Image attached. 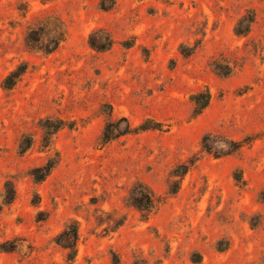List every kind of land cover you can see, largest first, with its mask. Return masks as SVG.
I'll return each mask as SVG.
<instances>
[{
  "label": "rangeland",
  "instance_id": "1",
  "mask_svg": "<svg viewBox=\"0 0 264 264\" xmlns=\"http://www.w3.org/2000/svg\"><path fill=\"white\" fill-rule=\"evenodd\" d=\"M121 118L149 129L102 143ZM0 264H264V0H0Z\"/></svg>",
  "mask_w": 264,
  "mask_h": 264
},
{
  "label": "trees",
  "instance_id": "2",
  "mask_svg": "<svg viewBox=\"0 0 264 264\" xmlns=\"http://www.w3.org/2000/svg\"><path fill=\"white\" fill-rule=\"evenodd\" d=\"M245 21V19H242L239 22V25L242 24ZM248 22H251V19L248 20ZM247 27L244 28V30H241L240 28L235 29V33L237 35H242L246 33ZM44 41H47L48 43L43 46ZM25 43L28 48L33 50H40L44 53H51L53 52L58 42L53 37H47L46 33L44 32V28H32L30 29L25 37ZM103 49V48H100ZM25 65H19L15 70H13L9 75L5 77V79L2 82V87L5 90H10L15 83L18 81V79L21 77V75L25 72ZM191 102L193 104L192 109V115L197 116L199 115L209 104L210 101V94L208 91L198 92L191 96ZM120 124H124L123 130H120ZM64 126V122L59 119H45L41 122V129H42V137H41V146L47 147L51 142V137L56 134L60 129H62ZM149 129L145 125L138 126L136 128H131L127 122L126 119L121 118L117 122H107L103 128V131L100 136V140L102 143H107L114 138L122 135V134H128V133H134L137 131H144ZM32 145V141L28 137H23L19 141L18 149L19 153H24L27 151ZM235 145V144H231ZM55 165V161L50 159L48 160L43 166L36 168L33 170V180L35 182H41L45 179L46 176L50 173V171L53 169ZM180 169H182L179 176H182L186 173L188 170L187 165L180 166ZM172 193H175L173 191ZM12 199V197H11ZM10 199V200H11ZM129 201L131 206H133L138 212L142 214V216L146 217L152 207H153V196L150 190L143 186L137 187V190H133L131 192V195L129 197ZM77 239V230L74 225H71L69 228L65 229L56 239L57 244L61 245V247L65 249H70L73 251L75 247V242Z\"/></svg>",
  "mask_w": 264,
  "mask_h": 264
}]
</instances>
